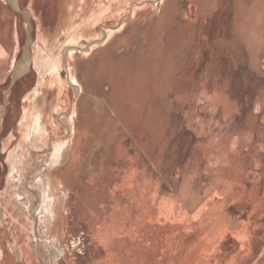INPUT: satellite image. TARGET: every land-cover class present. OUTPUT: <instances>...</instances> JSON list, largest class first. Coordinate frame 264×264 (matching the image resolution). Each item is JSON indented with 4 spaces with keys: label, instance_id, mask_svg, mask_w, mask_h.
<instances>
[{
    "label": "rangeland",
    "instance_id": "1",
    "mask_svg": "<svg viewBox=\"0 0 264 264\" xmlns=\"http://www.w3.org/2000/svg\"><path fill=\"white\" fill-rule=\"evenodd\" d=\"M74 129L32 228L19 194ZM44 262L264 264V0H0V264Z\"/></svg>",
    "mask_w": 264,
    "mask_h": 264
},
{
    "label": "bare ground",
    "instance_id": "2",
    "mask_svg": "<svg viewBox=\"0 0 264 264\" xmlns=\"http://www.w3.org/2000/svg\"><path fill=\"white\" fill-rule=\"evenodd\" d=\"M14 2V1H13ZM110 2V1H109ZM102 17V16H101ZM95 20V19H93ZM93 26V25H92ZM90 29V28H89ZM85 29L82 27V30L81 31H84ZM93 31V30H92ZM82 33V32H81ZM80 33V34H81ZM84 36V35H83ZM71 37V36H70ZM259 37V36H258ZM74 38V37H73ZM259 39V38H258ZM43 42V41H42ZM86 50V49H85ZM54 57V56H53ZM52 57V60L48 61V63L46 64V67L47 69L50 71V73L52 72L53 74H57L58 72V65H59V60L56 58L54 59ZM29 62H30V59L28 57V59L24 62H20L21 64L18 65V68H17V74H21L23 72L26 71V69L28 68L29 66ZM73 75V74H72ZM117 76V75H115ZM73 77V76H72ZM62 79V78H61ZM58 80V79H57ZM74 80L78 83V79L76 76H74ZM60 81V80H59ZM76 84V83H75ZM80 85V84H79ZM76 88V87H75ZM37 91V90H36ZM118 91L119 93H117V95H119L120 98H122V96L125 98V96L127 98H130L132 100V98H136V95L138 96L139 93H136L135 91H127V90H121V87L118 88ZM60 93V92H59ZM78 93V92H77ZM80 93V91H79ZM42 97V96H40ZM93 100V99H92ZM42 102V101H41ZM94 102V101H93ZM34 105V109L32 112H29L28 113V117L27 119L24 120L25 122V125L24 126V130H25V133L23 134V138L24 139H27L28 141L32 142L34 140H36L37 138H41V137H45L46 135V129L48 128L47 125H46V120H47V117H49L50 113H47V110L45 109V107L43 109L41 108H37V105H38V102H36V100L34 101L33 103ZM46 106V105H45ZM50 108V107H49ZM132 108V107H131ZM76 111H77V108L74 107L72 110H71V115H70V118L72 120H75V118H77V115H76ZM52 118V117H51ZM51 120V119H50ZM49 121V120H47ZM56 127V126H55ZM54 129V128H53ZM70 129V128H69ZM71 131V130H70ZM24 132V131H23ZM74 137L72 138L71 141H73V151L71 152L70 154V151H69V162L70 164L64 169V170H60L57 172H53V174L51 173V169L56 167L57 164L59 163H62L63 160L65 159V157H63V153L64 152V146L67 145V143L65 144H61L57 146V148L55 149V152L53 153V156L51 157L50 159V174H52L51 176L49 175V177H47L46 179H44L42 176H38L37 174H34L33 178H32V181H31V184L32 185H36L37 187V190L38 192H36L38 195V201L39 203L36 205V206H32L31 202L33 201V195L32 194V191L31 190H26L24 187H23V190H22V193L19 194L20 196L19 197H23L21 199V202H23V204H25V208L27 210L26 213H28V220L31 222L32 224V228H34L35 225H37V219H34L31 215H30V212H32V215H35L37 218L38 217H41V216H48V219L51 221L52 220V217L48 215L49 211H51V209L53 208V205H54V201H53V195L52 193L54 194L55 193V190H56V184L59 185L61 184L62 182L64 181H67L69 179H72L74 176L76 177L78 175V169L76 168V163L78 161L77 159V154L82 150L81 148H83V144L85 143V139H86V136L85 134H80V135H76L75 134V129H74ZM71 133V132H70ZM42 139V138H41ZM39 141V140H38ZM35 143V142H34ZM24 144V143H23ZM30 144V143H28ZM72 144V143H71ZM22 146V145H21ZM71 146V148H72ZM85 146V145H84ZM72 155V156H71ZM71 156V157H70ZM71 158V159H70ZM66 164V163H65ZM64 166V165H63ZM62 168V167H61ZM64 168V167H63ZM62 168V169H63ZM83 168V166H82ZM49 169V168H48ZM76 173V174H75ZM75 177L73 179H75ZM72 179V180H73ZM94 179V178H93ZM87 180V183H89L88 181L90 180V177L86 179ZM95 181V180H94ZM58 195V193H56ZM57 197V196H56ZM55 197V198H56ZM60 197V195H59ZM57 197V198H59ZM87 201L90 200V198L92 197L91 195H87L85 196ZM14 198V197H13ZM18 198V197H17ZM36 199V198H35ZM16 200V199H15ZM57 202V201H56ZM12 206L13 208H18L19 206L12 202ZM56 206V205H55ZM20 208V207H19ZM31 209V210H30ZM22 210V209H21ZM54 210V209H53ZM56 210V209H55ZM22 211H25V210H22ZM57 213V212H56ZM21 214V213H19ZM18 214V215H19ZM54 215V214H53ZM59 215V213H58ZM22 216V215H21ZM55 217V216H54ZM47 218V217H45ZM58 219V218H57ZM25 220V219H24ZM49 221V224H51V227H50V230H52V232H55V227L53 226V222H50ZM21 224V223H20ZM19 224V225H20ZM16 226V225H15ZM24 227V225H23ZM26 227V226H25ZM30 228V227H29ZM27 229V228H26ZM38 229H39V232H41V226H38ZM16 230V229H15ZM33 230V229H32ZM31 230V231H32ZM20 231V229H19ZM34 231V230H33ZM18 232V231H17ZM16 232V233H17ZM21 232V231H20ZM50 232L46 238L48 240H55L56 238H51L50 239V236H52L54 233ZM25 234H28L27 231H25ZM15 235V234H13ZM23 235V234H22ZM36 235V234H34ZM24 236V235H23ZM28 236V235H26ZM24 236V237H26ZM43 236H45L43 234ZM104 237V236H103ZM27 238V237H26ZM33 239V237H29V239ZM102 238V237H101ZM18 239V238H16ZM59 240V239H58ZM22 243V242H21ZM33 243V242H31ZM53 243V242H52ZM55 243H57L55 241ZM28 244V243H27ZM50 245V244H49ZM21 246V245H20ZM28 248V247H27ZM26 248V249H27ZM54 248V247H53ZM28 251V250H27ZM53 254V253H52ZM28 255V254H27ZM30 256V255H29ZM52 258V257H51ZM28 259V258H27ZM28 263H33V260L30 259V260H27ZM38 259V258H37ZM47 260V259H46ZM43 262V260H42ZM45 264V262H44Z\"/></svg>",
    "mask_w": 264,
    "mask_h": 264
},
{
    "label": "crops",
    "instance_id": "3",
    "mask_svg": "<svg viewBox=\"0 0 264 264\" xmlns=\"http://www.w3.org/2000/svg\"><path fill=\"white\" fill-rule=\"evenodd\" d=\"M22 125H24V121L22 122ZM98 167H99V166H98ZM98 167H97V168H98ZM101 167H102V166H101ZM101 167H100V168H101ZM87 178H88V177H87ZM88 182H90V180H89Z\"/></svg>",
    "mask_w": 264,
    "mask_h": 264
}]
</instances>
